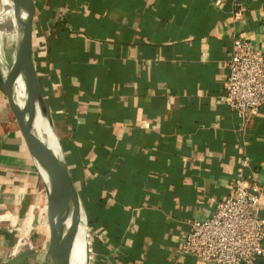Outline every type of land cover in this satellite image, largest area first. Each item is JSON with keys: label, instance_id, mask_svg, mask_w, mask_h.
Returning <instances> with one entry per match:
<instances>
[{"label": "crops", "instance_id": "obj_1", "mask_svg": "<svg viewBox=\"0 0 264 264\" xmlns=\"http://www.w3.org/2000/svg\"><path fill=\"white\" fill-rule=\"evenodd\" d=\"M33 2V63L87 205L92 264H212L176 249L232 194L244 155L264 195V103L243 128L223 97L232 35L264 51V0ZM38 183L0 87V263L37 224L46 249Z\"/></svg>", "mask_w": 264, "mask_h": 264}, {"label": "built area", "instance_id": "obj_2", "mask_svg": "<svg viewBox=\"0 0 264 264\" xmlns=\"http://www.w3.org/2000/svg\"><path fill=\"white\" fill-rule=\"evenodd\" d=\"M234 9L233 15H238L240 4L235 3ZM226 67L224 102L244 128L264 103V51L233 34ZM247 167L244 155L233 175L232 194L216 201L210 215L190 220L176 249L178 257L212 264H254L264 257L263 185L245 174Z\"/></svg>", "mask_w": 264, "mask_h": 264}, {"label": "water", "instance_id": "obj_3", "mask_svg": "<svg viewBox=\"0 0 264 264\" xmlns=\"http://www.w3.org/2000/svg\"><path fill=\"white\" fill-rule=\"evenodd\" d=\"M11 1L17 38L12 57L6 66L1 63L0 58V87L5 94L8 107L14 116L24 143L34 159L45 191L49 236L42 264H70V253L80 222L77 207L79 204L82 209V206L57 138L50 111L42 96L33 63L34 2L33 0ZM18 82L23 84L22 98L16 96ZM37 116L43 118L50 128L56 147H52L34 129ZM87 238L88 247L83 264L91 263L92 250L88 233ZM33 252L32 248L25 247L0 264H27Z\"/></svg>", "mask_w": 264, "mask_h": 264}, {"label": "bare ground", "instance_id": "obj_4", "mask_svg": "<svg viewBox=\"0 0 264 264\" xmlns=\"http://www.w3.org/2000/svg\"><path fill=\"white\" fill-rule=\"evenodd\" d=\"M15 30V31H14ZM14 32V33H13ZM6 35L11 39V43L14 47L15 40L17 38L16 24L13 20V5L11 0H0V51H1V38ZM23 84L18 82L16 88L17 98H22ZM34 129L37 133L41 135L52 147H56V143L50 128L47 126L45 120L40 116H37L34 122ZM43 189V188H42ZM44 190V189H43ZM45 192V191H44ZM77 215L79 216V225L77 228L76 236L72 245L70 253V264H83V261L86 256L87 247H88V228L85 222L84 213L78 204ZM17 253V252H15ZM13 253L12 255H14Z\"/></svg>", "mask_w": 264, "mask_h": 264}, {"label": "rangeland", "instance_id": "obj_5", "mask_svg": "<svg viewBox=\"0 0 264 264\" xmlns=\"http://www.w3.org/2000/svg\"><path fill=\"white\" fill-rule=\"evenodd\" d=\"M1 43H2L1 44V51H0L1 63L4 66H6L12 57L13 45L11 43V39H9L6 35L2 36ZM40 183H38V185ZM38 210H39L38 208H34L33 214L37 213ZM33 218H34V216H33ZM85 220H86V216H85ZM87 228H88L89 240L91 243L92 242V234H91L88 226H87ZM38 229H39V227L37 224L35 226H32V228L27 229L26 231L20 230L17 233V238H19L20 241H19V248L17 251L16 250L15 251L18 252L19 250H21L25 247H29V246L34 251L32 254V258H30V262H28L27 264H42L43 253H44V244H42L43 237L40 234V232L38 231ZM38 254H40V255H38ZM92 263H93V261H92V255H91V264Z\"/></svg>", "mask_w": 264, "mask_h": 264}, {"label": "trees", "instance_id": "obj_6", "mask_svg": "<svg viewBox=\"0 0 264 264\" xmlns=\"http://www.w3.org/2000/svg\"><path fill=\"white\" fill-rule=\"evenodd\" d=\"M72 176V178H73V175H71ZM84 206H83V208H84V213H85V215H86V223H87V225L89 226L90 225V222H89V215H88V213H87V205H85V204H83ZM92 248H94V247H92ZM94 250H95V248H94Z\"/></svg>", "mask_w": 264, "mask_h": 264}]
</instances>
